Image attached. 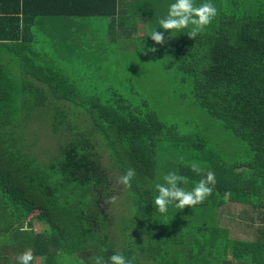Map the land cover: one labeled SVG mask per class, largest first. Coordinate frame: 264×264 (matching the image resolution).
<instances>
[{"label":"trees","instance_id":"16d2710c","mask_svg":"<svg viewBox=\"0 0 264 264\" xmlns=\"http://www.w3.org/2000/svg\"><path fill=\"white\" fill-rule=\"evenodd\" d=\"M169 2L0 0V264L29 251L33 264L114 253L130 264H264V0H213L217 15L194 39L157 29L166 43L156 44L147 34ZM151 62L189 81V101L172 108L196 118H164L149 98ZM148 73V88L133 83ZM37 135L60 140L46 158ZM169 171L185 190L213 172L212 194L158 213L155 185ZM118 198L120 250L105 211ZM225 201L257 211L255 239L213 220Z\"/></svg>","mask_w":264,"mask_h":264},{"label":"clouds","instance_id":"9594fccd","mask_svg":"<svg viewBox=\"0 0 264 264\" xmlns=\"http://www.w3.org/2000/svg\"><path fill=\"white\" fill-rule=\"evenodd\" d=\"M217 15V8L213 0H202L196 4L194 0H171L167 5L166 14L158 17V28L148 31L147 37H150L156 44L166 43L164 32L157 31L162 29L168 33V38L174 34L169 30H175L176 33L184 29H189L186 34L194 39L206 26L212 23ZM145 49L143 48L142 51ZM148 52H155V48L147 49ZM191 170L200 174L203 169L196 162L191 165ZM135 176V170L129 168L119 178V183L125 187L131 186V180ZM186 177L178 174L176 171H169L162 176V183L155 185V195L152 204L155 210L160 214H166L169 206L177 209H184L185 206H194L203 202L213 192L216 183L215 174L208 171L207 174L196 181L190 190H185L181 185L186 181ZM135 211V207H133ZM16 264H33V253L31 251L18 257ZM92 264H130L124 255L114 253L105 257L97 255L93 258Z\"/></svg>","mask_w":264,"mask_h":264},{"label":"rangeland","instance_id":"374dc122","mask_svg":"<svg viewBox=\"0 0 264 264\" xmlns=\"http://www.w3.org/2000/svg\"><path fill=\"white\" fill-rule=\"evenodd\" d=\"M146 31V26L142 23L139 26V29L137 32L144 33ZM135 35V34H134ZM167 63V64H166ZM150 69L157 70L158 74L156 76L157 81L154 87L152 88L149 98L154 102L156 101V106L161 110L164 114V118L166 120H172L176 118L181 119H187V120H193L197 117V113H191L190 110L184 109V105H181V108L179 109V106L172 108V103L177 101V103L180 105L178 101H189L188 97L190 95L188 94V90L190 89V83L184 76H182L175 66L173 64H170L168 62H162L160 64H154L153 62L150 63L149 67ZM150 73H148V77L145 76H132L133 83L143 86L144 88L149 87V77ZM119 82V80L117 81ZM115 84V83H113ZM175 108V109H174ZM38 142L35 143L34 149H36V153H42L45 154L44 158H46V153L52 152L55 147L59 144L60 140L57 137H47L46 139L43 136H39ZM210 142L216 148H219L217 146V143L210 138ZM38 145V146H37ZM37 148H41L43 152H38ZM47 150V152H45ZM40 157L41 154H38ZM217 157H221L219 154ZM223 160L222 163H228L226 162L222 157ZM101 162H103V165L107 164V158L105 156L101 159ZM112 174V173H111ZM113 176V175H112ZM114 178L116 176H113ZM115 190H119L118 185L115 186ZM125 203V200L123 198H118V201L115 200H108V204L105 207V211L109 212V215L114 220V224L110 226L108 233H109V240H113L116 245L117 249L120 250V246H123L122 239L119 237V228L116 225L117 220L119 216L121 215V211L123 210ZM249 207L237 205L234 203H230L228 201L224 202V205H222L214 217L215 212L212 214L213 220H217V223L220 227L226 228L229 230V237L230 238H236L240 240H253L255 239V230L260 226L261 222L257 218V211H250L248 209ZM259 210V208H257ZM246 213V214H243ZM256 213V214H255ZM216 218V219H215ZM245 218V220L241 221V223H237V221L242 220ZM252 229H251V228ZM35 230L37 231V225L35 226ZM77 259V258H76ZM68 260L71 262L76 263L75 257H70ZM69 263V262H68ZM144 263V262H143Z\"/></svg>","mask_w":264,"mask_h":264},{"label":"crops","instance_id":"0c3cea01","mask_svg":"<svg viewBox=\"0 0 264 264\" xmlns=\"http://www.w3.org/2000/svg\"><path fill=\"white\" fill-rule=\"evenodd\" d=\"M153 2L155 1V0H152ZM133 2V0H124V4H131ZM126 9V7H125V5H124V8H123V10H125ZM139 29V25L137 26V30ZM137 33H139V32H137ZM140 34V33H139Z\"/></svg>","mask_w":264,"mask_h":264}]
</instances>
